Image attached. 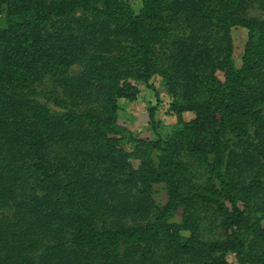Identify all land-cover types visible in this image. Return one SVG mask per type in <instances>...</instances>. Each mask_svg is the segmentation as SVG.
<instances>
[{"label":"trees","instance_id":"trees-1","mask_svg":"<svg viewBox=\"0 0 264 264\" xmlns=\"http://www.w3.org/2000/svg\"><path fill=\"white\" fill-rule=\"evenodd\" d=\"M0 264H264V0H0Z\"/></svg>","mask_w":264,"mask_h":264},{"label":"rangeland","instance_id":"rangeland-1","mask_svg":"<svg viewBox=\"0 0 264 264\" xmlns=\"http://www.w3.org/2000/svg\"><path fill=\"white\" fill-rule=\"evenodd\" d=\"M133 5L137 10L141 7V0H131ZM258 6V5H257ZM242 33H236L237 41V54L241 52L243 47V42L240 41L242 38ZM238 54V55H239ZM79 68V67H78ZM222 78L223 75L219 74ZM161 80L159 78L153 79L152 83L156 86L157 91L160 94V97L163 99V103L158 106L157 110V118L164 119L165 124L170 126L177 123L176 117L172 116H165V113L169 107L170 97L165 92V90L160 86ZM121 106L120 111V124L127 128L129 131L136 134L139 138L144 139H153L154 134L151 130V123H150V111L153 109L157 104V99L154 90H149L144 86L140 87V95L137 101V104L132 105L129 104L127 101H120ZM52 106V105H50ZM55 108V107H54ZM56 110H59L55 108ZM192 117V116H190ZM157 189H160L157 186ZM155 200L159 205H163L167 201V195L164 190H159L157 194H155ZM181 220V215L179 214L176 217V221Z\"/></svg>","mask_w":264,"mask_h":264}]
</instances>
